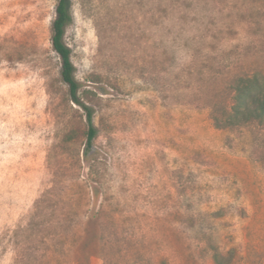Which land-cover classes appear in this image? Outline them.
Masks as SVG:
<instances>
[{
  "label": "rangeland",
  "instance_id": "1",
  "mask_svg": "<svg viewBox=\"0 0 264 264\" xmlns=\"http://www.w3.org/2000/svg\"><path fill=\"white\" fill-rule=\"evenodd\" d=\"M0 0V264H264V124L218 128L264 75V0Z\"/></svg>",
  "mask_w": 264,
  "mask_h": 264
},
{
  "label": "trees",
  "instance_id": "2",
  "mask_svg": "<svg viewBox=\"0 0 264 264\" xmlns=\"http://www.w3.org/2000/svg\"><path fill=\"white\" fill-rule=\"evenodd\" d=\"M70 0H58L55 7V18L52 22L51 43L53 50L61 59V78L68 85L71 100L81 105L86 113L88 130L86 134L85 152H88L96 135L93 123V110L82 103L78 96L79 84L74 78V66L70 59V48L63 40L65 27L70 22ZM230 105L212 111V120L216 127L242 125L257 121L264 124V75L253 73L236 77L231 85ZM216 264H221L214 255Z\"/></svg>",
  "mask_w": 264,
  "mask_h": 264
}]
</instances>
